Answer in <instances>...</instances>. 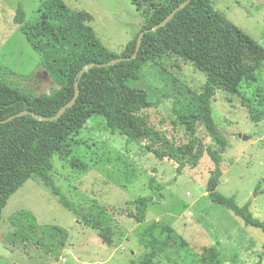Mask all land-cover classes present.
I'll return each instance as SVG.
<instances>
[{
	"label": "rangeland",
	"instance_id": "374dc122",
	"mask_svg": "<svg viewBox=\"0 0 264 264\" xmlns=\"http://www.w3.org/2000/svg\"><path fill=\"white\" fill-rule=\"evenodd\" d=\"M84 15L86 24L109 51L119 54L140 32L141 10L130 0H62ZM166 0H158L165 2ZM242 32L264 49V0H209ZM44 0H0V65L3 78L13 88L34 95H50L58 87L49 79L41 58L26 43L13 23L22 3L28 24L38 19ZM244 64L251 66L248 59ZM205 83L194 66L175 56L148 63L133 86L144 93L151 107L143 111L148 123L176 146L188 142L184 128L172 113L178 102H192ZM246 102L263 114L249 119ZM218 132L226 139L222 175L216 193L249 205L252 217L264 222V71L256 70L254 81H243L235 93L216 91L210 104ZM242 137H247L243 140ZM195 138L200 159L176 175V164L159 160L146 147L111 134L101 117L90 118L69 146L52 155L51 176L62 194L79 210L74 214L36 178H30L7 201L0 213V264H52L34 252L10 247L9 217L19 210L31 212L39 224L62 227L68 240L60 260L53 264H131L148 252L138 243L146 226L154 222L172 229L171 241L155 258L156 264H255L263 254L264 233L229 210L211 204L205 186L214 164L207 149L215 144L197 123ZM150 197L145 222L128 218L134 208L126 203ZM104 207L111 221L100 229L91 224L87 209ZM159 241L166 234L155 233ZM31 256V257H30Z\"/></svg>",
	"mask_w": 264,
	"mask_h": 264
},
{
	"label": "trees",
	"instance_id": "16d2710c",
	"mask_svg": "<svg viewBox=\"0 0 264 264\" xmlns=\"http://www.w3.org/2000/svg\"><path fill=\"white\" fill-rule=\"evenodd\" d=\"M186 1L130 0L142 11L140 32L160 24ZM25 17L23 5L19 3L13 23L19 27L28 46L40 56L43 70L58 89L50 95L15 89L4 80V68L0 65V121L24 111L45 118L54 117L73 97L76 81L79 95L75 104L58 120L42 121L26 114L0 125V213L18 189L30 178H36L62 206L79 214L52 179L51 158L53 153L66 149L71 137L94 116L103 119L111 134L118 133L133 142L147 141L146 149L155 158L176 164V175H181L185 167L196 166L200 159L195 138V126L199 123L216 146L215 150L207 149L214 164L205 186L211 204L229 210L244 225L264 233V222L252 217L248 204L239 207L234 198L215 192L222 175L220 164L227 141L218 132L210 110L216 91L235 93L241 82L255 80L256 70L264 71L262 47L218 12L209 0H190L165 26L143 36L135 59L94 67L79 78V71L87 65H102L119 57H130L138 35L128 41L119 54L111 52L95 37L84 15L68 8L62 0H44L34 23H26ZM168 55L191 63L205 76L200 93L193 95L191 103L176 101L173 105L172 113L188 136V142L181 146H176L149 125L143 111L150 108L151 103L133 86L148 63ZM245 59L252 65H245ZM246 107L252 122L263 117L247 102ZM150 202V197L128 201L126 204L134 208L128 218L136 224L144 223ZM87 216L99 229L111 221L104 207L96 203L88 207ZM7 222L12 228L5 239L10 247L28 250L30 255L35 250L52 264L59 262L68 240L65 229L39 224L27 210L16 211ZM157 231L166 234L162 241L155 236ZM171 234L169 226L158 222L146 226L138 243L148 252L138 263L131 264H156V255L169 245ZM255 264H264L263 254Z\"/></svg>",
	"mask_w": 264,
	"mask_h": 264
},
{
	"label": "water",
	"instance_id": "95a60500",
	"mask_svg": "<svg viewBox=\"0 0 264 264\" xmlns=\"http://www.w3.org/2000/svg\"><path fill=\"white\" fill-rule=\"evenodd\" d=\"M190 0H187L185 3L181 4L179 7H177L173 12L170 13V15L164 19L160 24L154 26L153 28L151 29H148V30H145V31H142L138 34V37H137V40H136V45H135V51L134 53L130 56V57H127V58H123V57H119L115 60H112L110 61L109 63H106V64H90V65H87L85 67H83L80 71H79V74H78V77L80 78L84 73L88 72L90 69L94 68V67H97V68H100V67H105V66H112V65H115L116 63L118 62H122V61H130L132 59H135L139 50H140V46H141V42H142V39H143V36L148 33V32H154L156 31L157 29L165 26L167 24V22H169L171 20V18L173 17L174 13L180 9H182L184 6H186L188 4ZM74 89H75V92H74V95L73 97L71 98V100L66 103L64 106H62L59 111L57 112V114L54 116V117H51V118H45L43 116H40V115H37V114H34V113H29V112H20L16 115H13L3 121H0V125L1 124H4L6 122H9V121H12L13 119L17 118V117H20V116H23V115H26V114H30L32 116H34L35 118H37L38 120H42V121H55V120H58L61 115L65 112L66 109H69L71 108L76 100H77V97L79 95V89H78V82L76 81L75 85H74ZM243 140H246L247 137H242Z\"/></svg>",
	"mask_w": 264,
	"mask_h": 264
}]
</instances>
